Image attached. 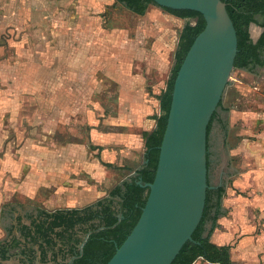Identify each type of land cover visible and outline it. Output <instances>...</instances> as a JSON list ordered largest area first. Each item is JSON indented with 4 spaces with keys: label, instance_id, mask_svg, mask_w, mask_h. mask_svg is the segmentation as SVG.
Listing matches in <instances>:
<instances>
[{
    "label": "rangeland",
    "instance_id": "obj_1",
    "mask_svg": "<svg viewBox=\"0 0 264 264\" xmlns=\"http://www.w3.org/2000/svg\"><path fill=\"white\" fill-rule=\"evenodd\" d=\"M195 22L155 3L138 14L117 0H0V241L19 236L18 217L29 223L36 208L93 205L144 164L118 167L119 76L154 107L180 32ZM258 30L253 23V38ZM241 73L234 68L239 86L228 85L224 98L264 109V66ZM139 121L121 119L134 132ZM104 149H114L112 162H102ZM211 160V187L233 188ZM12 251L0 264H22Z\"/></svg>",
    "mask_w": 264,
    "mask_h": 264
},
{
    "label": "water",
    "instance_id": "obj_2",
    "mask_svg": "<svg viewBox=\"0 0 264 264\" xmlns=\"http://www.w3.org/2000/svg\"><path fill=\"white\" fill-rule=\"evenodd\" d=\"M193 9L206 25L175 79L159 161L141 216L107 264H172L193 239L209 185L208 126L223 101L238 52V37L222 0H153Z\"/></svg>",
    "mask_w": 264,
    "mask_h": 264
},
{
    "label": "trees",
    "instance_id": "obj_3",
    "mask_svg": "<svg viewBox=\"0 0 264 264\" xmlns=\"http://www.w3.org/2000/svg\"><path fill=\"white\" fill-rule=\"evenodd\" d=\"M117 1L138 14H145L149 3H155L153 0ZM222 1L226 3L237 31L238 52L234 68L251 71L257 66H264V0ZM162 8L179 18H195L196 22L187 23L180 32L174 54V65L166 88L159 96L161 114L157 118V126L152 131L143 132L146 148L145 163L111 189L109 197L83 208L58 209L52 213L41 212L42 218L33 221L32 227L24 225L22 230L26 235L31 236L35 242L42 239L39 246L44 258L60 241L62 243L60 249L69 248L70 254L75 256L69 264H107L141 216L148 198L149 187L146 184L153 182L157 171L175 79L194 40L206 25L205 18L199 11ZM253 23L263 29L257 41L251 37L250 28ZM216 113L217 111L212 120ZM212 120L208 126V134ZM208 167H210L209 152ZM209 185L204 214L193 233V239L184 244L172 264H194L199 258L210 263L233 264L231 245H219L212 240L213 232L218 226V217L224 214L222 200L226 188L223 185L213 188L210 182ZM84 236H87L85 242ZM83 242L84 245L80 249L79 245Z\"/></svg>",
    "mask_w": 264,
    "mask_h": 264
},
{
    "label": "crops",
    "instance_id": "obj_4",
    "mask_svg": "<svg viewBox=\"0 0 264 264\" xmlns=\"http://www.w3.org/2000/svg\"><path fill=\"white\" fill-rule=\"evenodd\" d=\"M257 27L256 37L251 35L254 41L263 31L261 26ZM240 70L242 75L244 70L247 71ZM119 80L118 167L126 163L135 166L140 161L145 163L143 132L156 128L157 118L161 114L159 96L166 87L162 91H154L151 96L153 107L146 102L144 93L134 90L130 80H126L123 75L119 76ZM239 82L236 77L229 86H239ZM234 98H223L208 134L209 161L211 163L213 158L216 162L215 175L218 178L224 175L227 181L233 179L234 186L227 187L222 200L224 214L218 217L212 240L219 245H231L233 264H264V149L260 146V140L253 141L250 138L254 134L251 133L252 128L258 130L255 131L258 137L264 132L261 130V125L264 126V109L259 106L241 109ZM126 115L133 120L140 118L139 131L134 132L122 124L121 119ZM112 151L114 149L102 151V162H112L107 157ZM197 261L217 264L202 258L194 264Z\"/></svg>",
    "mask_w": 264,
    "mask_h": 264
},
{
    "label": "flooded vegetation",
    "instance_id": "obj_5",
    "mask_svg": "<svg viewBox=\"0 0 264 264\" xmlns=\"http://www.w3.org/2000/svg\"><path fill=\"white\" fill-rule=\"evenodd\" d=\"M36 210L37 213L29 217V223L21 222L22 217H18V219H16L18 223H16V226H19L20 234L19 236L13 235V238H5L0 241V259H7L11 257V253L13 252L12 250L18 248L22 264H56L57 262L67 264L71 263L75 256L70 254L68 251L69 248L64 247L65 249H60L62 246L60 241H58V244L55 246L54 250L48 251L46 258H44L39 246L42 239H39L37 242H35L31 236L26 235L22 230L24 225L32 227L33 221H39L42 218L41 212L52 213L58 209L47 211L45 209L36 208ZM86 238L87 236H84V242L86 241ZM84 242L79 245L80 249L83 247Z\"/></svg>",
    "mask_w": 264,
    "mask_h": 264
}]
</instances>
